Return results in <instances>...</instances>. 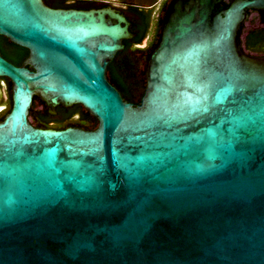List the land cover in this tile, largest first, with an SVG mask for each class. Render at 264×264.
I'll return each instance as SVG.
<instances>
[{
	"label": "water",
	"instance_id": "obj_1",
	"mask_svg": "<svg viewBox=\"0 0 264 264\" xmlns=\"http://www.w3.org/2000/svg\"><path fill=\"white\" fill-rule=\"evenodd\" d=\"M228 1L166 3L133 104L107 79L124 16L0 0V36L28 51L0 54V264H264V55L241 42L264 0ZM33 97L96 129L35 128Z\"/></svg>",
	"mask_w": 264,
	"mask_h": 264
},
{
	"label": "trees",
	"instance_id": "obj_2",
	"mask_svg": "<svg viewBox=\"0 0 264 264\" xmlns=\"http://www.w3.org/2000/svg\"><path fill=\"white\" fill-rule=\"evenodd\" d=\"M48 3V0H43ZM52 1V0H50ZM53 8L69 9V5L64 3V0H54ZM120 12L123 14H130L133 19L131 26L128 28L129 32L134 35L130 41H123L124 49L117 53L113 60L109 63L107 68L108 82L116 88L124 101L138 104L145 88V65L142 61L143 55H146L154 45L159 29L160 20L157 23V29L151 37V43L146 48L138 47L144 39L149 37L148 17L143 11H139L137 7L119 6ZM78 10V9H77ZM137 16V18H134ZM255 41V38H251ZM253 41V42H254ZM0 54L1 56L15 66H20L28 56L26 49L15 46L6 38L0 36ZM31 69V68H29ZM4 83L6 93V106L0 111V121L11 110V92L10 82L2 78L0 83ZM54 116L49 115L43 103L37 98L33 97L31 107L29 109L28 118L30 123L35 128H45L62 130L66 127H76L83 130H94L97 126L95 118L89 115L81 106L74 105L69 108L61 106L55 109ZM53 123V125H50Z\"/></svg>",
	"mask_w": 264,
	"mask_h": 264
},
{
	"label": "flooded vegetation",
	"instance_id": "obj_3",
	"mask_svg": "<svg viewBox=\"0 0 264 264\" xmlns=\"http://www.w3.org/2000/svg\"><path fill=\"white\" fill-rule=\"evenodd\" d=\"M168 1L169 0H64V3L66 5L72 6L69 7V9L78 10L111 8L126 18L128 23L130 24L129 27L131 26L133 17L130 14L121 13L119 6H126V8L131 6L137 7L139 11H143L148 17V29L150 35L148 39H145V45L141 47L146 48L151 43V37L154 31L157 29V23L160 20V15ZM44 3L50 8H53L55 4L54 0H48V3L44 1ZM228 5V0H221L216 11H220L225 7H228ZM134 18H137V16H134ZM241 25V42L243 51L246 52L248 55H264V18L254 9L244 8ZM133 38L134 35L130 40H132ZM251 38H255V41L253 40V42ZM0 87L4 88V83L1 82ZM5 106L6 100H0V111ZM50 125H53V123H50Z\"/></svg>",
	"mask_w": 264,
	"mask_h": 264
}]
</instances>
